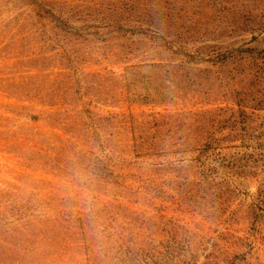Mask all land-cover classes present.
Here are the masks:
<instances>
[{
    "label": "rangeland",
    "instance_id": "374dc122",
    "mask_svg": "<svg viewBox=\"0 0 264 264\" xmlns=\"http://www.w3.org/2000/svg\"><path fill=\"white\" fill-rule=\"evenodd\" d=\"M0 264H264V0H0Z\"/></svg>",
    "mask_w": 264,
    "mask_h": 264
}]
</instances>
